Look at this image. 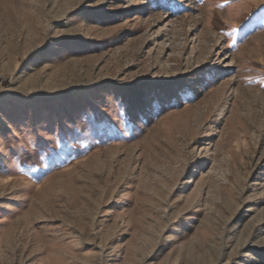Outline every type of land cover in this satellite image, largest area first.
<instances>
[{
    "label": "rangeland",
    "instance_id": "rangeland-1",
    "mask_svg": "<svg viewBox=\"0 0 264 264\" xmlns=\"http://www.w3.org/2000/svg\"><path fill=\"white\" fill-rule=\"evenodd\" d=\"M0 264H264V0H0Z\"/></svg>",
    "mask_w": 264,
    "mask_h": 264
},
{
    "label": "bare ground",
    "instance_id": "bare-ground-1",
    "mask_svg": "<svg viewBox=\"0 0 264 264\" xmlns=\"http://www.w3.org/2000/svg\"><path fill=\"white\" fill-rule=\"evenodd\" d=\"M233 234V233H232ZM258 243V242H257Z\"/></svg>",
    "mask_w": 264,
    "mask_h": 264
}]
</instances>
